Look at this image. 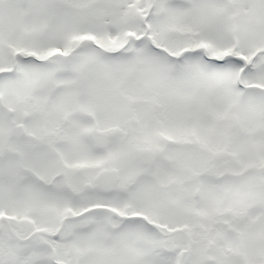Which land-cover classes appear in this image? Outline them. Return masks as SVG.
Segmentation results:
<instances>
[{
	"label": "snow or ice",
	"instance_id": "6c2138e0",
	"mask_svg": "<svg viewBox=\"0 0 264 264\" xmlns=\"http://www.w3.org/2000/svg\"><path fill=\"white\" fill-rule=\"evenodd\" d=\"M0 264H264V0H0Z\"/></svg>",
	"mask_w": 264,
	"mask_h": 264
}]
</instances>
